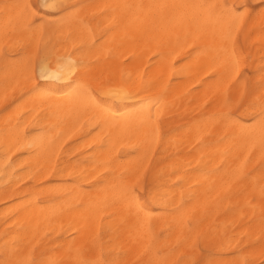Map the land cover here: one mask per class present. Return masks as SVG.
<instances>
[{
	"label": "bare ground",
	"instance_id": "obj_1",
	"mask_svg": "<svg viewBox=\"0 0 264 264\" xmlns=\"http://www.w3.org/2000/svg\"><path fill=\"white\" fill-rule=\"evenodd\" d=\"M39 2L40 12L32 0H0V259L8 255L5 239L11 249L19 238L21 257L34 248L60 258L99 234L120 264H264V146L258 129L240 135L251 121L237 111L243 100L258 111L264 95V7ZM158 4L204 7H147ZM72 5L79 15L66 21L64 6ZM248 56L252 76L245 78ZM81 63L131 95L106 98L108 111L98 116L83 96L70 95ZM41 70L35 83L44 95L23 79ZM241 165L248 175L238 182ZM135 182L156 193L142 211L121 197Z\"/></svg>",
	"mask_w": 264,
	"mask_h": 264
},
{
	"label": "snow or ice",
	"instance_id": "obj_2",
	"mask_svg": "<svg viewBox=\"0 0 264 264\" xmlns=\"http://www.w3.org/2000/svg\"><path fill=\"white\" fill-rule=\"evenodd\" d=\"M47 3L43 5V7H49ZM19 7V6H16ZM25 9L31 8L30 5H25ZM82 8L85 6H81ZM114 7H123V8H144V5H123V6H114ZM149 9L155 8L159 9L161 13L166 12L169 9H177V8H194V7H204L197 5H169V4H158V5H148ZM210 7L216 8L219 7L224 9L226 14L234 17L240 18L244 15L243 12H238L235 6L230 5H212ZM247 11V5H242ZM66 11H69V15L65 18L66 21L70 20L72 15H79V10H76V6H64ZM261 18L264 19V9H262ZM45 21H41V25L43 26ZM120 22L117 21L113 24V28H119ZM147 38L152 39L154 37L148 36ZM232 63L237 67L240 64V58L235 51V47L233 46L231 51ZM81 70L76 72L74 77L75 87L72 89L70 95L75 96H83L87 101V107L94 110L97 115H103L108 109L105 107L107 103V99L113 96H129L131 95L130 89L121 82L119 85H116L113 80L103 79L100 77H94L87 70L86 66L81 63ZM72 71V69H69ZM264 72V68L261 69ZM44 77V71L41 70L40 76L36 77L35 72L33 71L31 75L25 74L23 76L24 79V87L30 89V91L34 94L44 95L42 91V86L35 83L36 79H41ZM261 87H264V75L261 76L260 80ZM7 98V97H5ZM259 110L257 111V105L255 103H249L246 100L239 102V107L237 111L241 109L244 110L245 114L249 116L251 123L244 125L240 128V135H244L246 132L251 133L255 130H259V139L262 146H264V95H261L259 98ZM225 119H233L234 114L232 112H227L222 114ZM35 129H33V132ZM31 133L24 132L23 135L27 138ZM247 172L244 169V166L241 165L237 170L235 175V179L239 181H243L247 178ZM261 197L264 198V186L260 189ZM121 197L130 207H135L138 211H142L147 208L149 203V198L155 200L156 193L148 188V187H140L138 182L135 183H126L121 191ZM7 236V233H5ZM20 240L19 238L13 243L11 249L9 248V244L7 239H5L4 243V252L7 253V257L5 259H0V264H120L119 260L116 258H112L111 249L108 248L99 234L95 236H91L90 238H86L84 242L77 246H70L68 249V254L66 256H61L60 258H52L46 256L45 253L41 252L39 256L35 254V249H31L29 251L28 256L21 257L20 256V248H19ZM197 247L196 242H193L192 248L195 251ZM97 249H99V255H97ZM61 249L58 248L57 252H60ZM261 256H264V247H262ZM193 264H199L198 261L193 259ZM246 264H253L252 261H247Z\"/></svg>",
	"mask_w": 264,
	"mask_h": 264
},
{
	"label": "rangeland",
	"instance_id": "obj_3",
	"mask_svg": "<svg viewBox=\"0 0 264 264\" xmlns=\"http://www.w3.org/2000/svg\"><path fill=\"white\" fill-rule=\"evenodd\" d=\"M244 1V4L245 5H247V8L248 9H252V10H254L255 11V13L256 12H258L262 7H264L263 5H260V4H258V3H254V1L253 0H243ZM247 3H246V2ZM32 4H33V7L38 11V12H40L41 11V6H40V2H39V0H32ZM253 7V8H252ZM241 41V40H240ZM243 45V44H242ZM250 61H251V58L248 56V59H246V61L244 62V64H243V66H242V76H244L245 78H249L250 76H252V71H251V69H250V65H249V63H250ZM248 65V66H247ZM248 68V69H247ZM249 74H251V75H249ZM198 246H201L200 245V243H199V245ZM200 249H202V247H199ZM204 250L202 249V252H203Z\"/></svg>",
	"mask_w": 264,
	"mask_h": 264
}]
</instances>
